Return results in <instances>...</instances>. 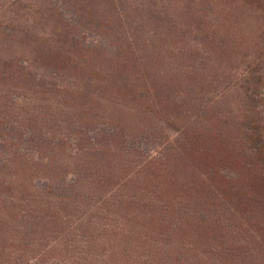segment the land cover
<instances>
[{
    "label": "trees",
    "instance_id": "trees-1",
    "mask_svg": "<svg viewBox=\"0 0 264 264\" xmlns=\"http://www.w3.org/2000/svg\"><path fill=\"white\" fill-rule=\"evenodd\" d=\"M23 1L0 24V109L33 124L0 126V264H264L260 63L239 117L182 82L193 65L175 37L218 26L211 1L189 24L175 5L192 0Z\"/></svg>",
    "mask_w": 264,
    "mask_h": 264
},
{
    "label": "rangeland",
    "instance_id": "rangeland-1",
    "mask_svg": "<svg viewBox=\"0 0 264 264\" xmlns=\"http://www.w3.org/2000/svg\"><path fill=\"white\" fill-rule=\"evenodd\" d=\"M13 1L16 0H0V24H8L9 20H12V17L15 18V11L11 9L6 10L7 7H11ZM21 1L24 2L23 0ZM32 1L34 0H26L25 3H29ZM172 1L173 0H156L154 1L157 4L155 6V9L161 10L160 7L164 6L165 8V5H168ZM201 1L192 0L194 9L193 11H191V13L188 11L186 12V9L188 8L185 7L183 1L180 4L177 2V4L175 5V11L178 13V16H180V21L184 22L183 24L192 23V19L193 22H196L197 18H200V16L203 15L200 11H204L206 15L208 14L207 12H211L212 8H209L207 10L205 7V2L203 5L200 3ZM210 1L214 5V11L216 13L209 16H204V20L221 17V21L218 26L215 25V27L212 28L206 26L205 31L210 34V32H208V29L216 30V34L223 40L224 45H222L221 43H216L214 45L209 44L206 40V37H208L209 35H207L206 32L203 33V31L200 32V35L196 34L195 32L191 33V35H189L188 37L190 38L191 36V38L186 39L188 43H185V41L182 40V36H176L175 41L178 43L182 42L183 45V55L185 57L184 64L193 65L190 68L186 69L188 71V78L182 82H187V84L190 83L194 85L199 90L201 89L203 93L207 91L210 92L208 93V97H204V100L210 99L212 101L210 103V106L207 108L209 111H224L226 114L238 115L239 117L241 110L239 112L238 110L243 108L240 107L238 99L235 98L239 93L243 94V91L240 92L238 86L243 83L245 77L250 76L249 71L253 67H255L256 64V66H258V64L260 63V71L264 72V44L262 43V39L260 36V32H262L261 27L264 16V0ZM131 4L132 1H129V3L127 1V5L133 7ZM134 6L141 7V4L139 2H134ZM11 11H13V14ZM145 14H143V18ZM222 18L224 19L223 21ZM17 22H22V18L20 16ZM137 22L138 21L132 23L135 24ZM143 23L148 22L144 20ZM11 24H13V22H11ZM10 33L11 31L9 32V34ZM0 35L1 39L4 41L2 34ZM85 41L87 40L85 39ZM16 42L13 43L14 46L9 50V53L13 54L12 57L21 60L22 64H27L26 62L29 60V51L24 47H19V43ZM3 47L6 49L8 48L5 43H3ZM64 49L66 50V48ZM64 49L61 50H63L64 54H66V51ZM189 52L191 53V55L189 58H186L185 54ZM35 68L36 65L32 64V70H34ZM36 70L41 74L48 75L47 72L43 71L42 68H37ZM222 81L224 82L223 84H226L228 82L232 83V85L228 86L227 88L226 86L221 88L218 84H221ZM61 85L62 87L65 86L63 83ZM67 94L68 92H65L63 90L59 95L60 98H62ZM17 104L20 105V101H18ZM219 104L222 106V109H217ZM3 107H1L0 109V116L2 119L0 121V126L12 125V127L16 130L25 131L27 130L26 127L33 126L31 122L27 123L23 121L24 123L22 124L24 125L17 123L16 121H14L15 118H19L21 120V116L14 113V109L7 110ZM18 107H16V112L19 111ZM11 135L14 137L13 134ZM45 168L46 167L42 166L43 170H46ZM50 172L53 173V170H50ZM101 173L102 171L99 172L98 177L101 176ZM39 176H42V174L37 176V181L40 180L38 179ZM41 182L43 183V180H41ZM97 199H99V197H96L94 200ZM44 208L46 207L44 206ZM134 208L139 209L143 213L145 207L142 205L141 207H133V209ZM41 209L43 211V206ZM71 210H74V208H71ZM47 227L52 231L55 230L52 223ZM61 230H63V232L65 231L63 228ZM50 234L51 233H49L48 237L50 236ZM40 244H43V242H40ZM37 248L41 249L42 247ZM6 257L7 256H2V259Z\"/></svg>",
    "mask_w": 264,
    "mask_h": 264
}]
</instances>
